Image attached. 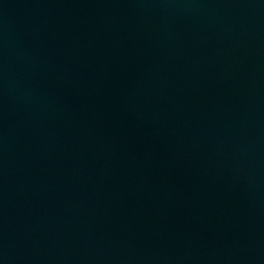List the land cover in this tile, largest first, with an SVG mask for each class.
<instances>
[{"label":"water","instance_id":"95a60500","mask_svg":"<svg viewBox=\"0 0 264 264\" xmlns=\"http://www.w3.org/2000/svg\"><path fill=\"white\" fill-rule=\"evenodd\" d=\"M0 264H264V0H0Z\"/></svg>","mask_w":264,"mask_h":264}]
</instances>
